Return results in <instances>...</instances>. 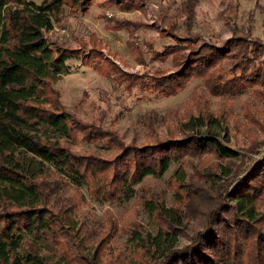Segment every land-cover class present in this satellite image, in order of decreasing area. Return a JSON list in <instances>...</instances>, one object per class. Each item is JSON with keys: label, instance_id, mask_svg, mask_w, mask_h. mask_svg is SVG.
Masks as SVG:
<instances>
[{"label": "rangeland", "instance_id": "1", "mask_svg": "<svg viewBox=\"0 0 264 264\" xmlns=\"http://www.w3.org/2000/svg\"><path fill=\"white\" fill-rule=\"evenodd\" d=\"M105 1L92 0L84 16H60L47 34L57 45L72 49L78 47V38L87 41L94 35L97 52L105 60L102 71L119 70L111 79L79 61H68L70 74L51 85L61 96L60 108L110 138L100 143L84 141L77 133L75 139L61 144L80 156L111 161L126 146L210 133L238 156L225 159L208 152L187 157L182 167L172 164L161 178L146 177L126 202L103 200L95 196L93 182L76 188L51 171L41 184L50 188L53 211L59 215L64 211L70 225H61L50 242L34 246L46 264H160L161 249H153L148 239L170 232L176 237L175 249L189 245L230 185L264 157V85L235 96L214 95L201 79H193L175 96L162 97L152 94L151 88L130 89L126 77L145 78L143 83L151 86L147 79L175 72L185 52L177 45L184 41L193 48L202 43L222 45L239 37L264 45V0H136V9L128 12L103 6ZM115 21L135 27L114 30ZM165 46L173 48L172 54L165 55L169 49L158 54ZM233 64L223 61L214 69L228 74ZM199 116L209 122L189 124L185 131L183 125ZM179 168L184 171L182 183L176 181ZM158 206L176 210L180 224L163 217ZM259 210L264 215V198ZM30 247L25 245L23 251L30 252Z\"/></svg>", "mask_w": 264, "mask_h": 264}, {"label": "trees", "instance_id": "2", "mask_svg": "<svg viewBox=\"0 0 264 264\" xmlns=\"http://www.w3.org/2000/svg\"><path fill=\"white\" fill-rule=\"evenodd\" d=\"M91 1L0 0V264H46L34 246L50 242L61 225H70L64 211L61 215L53 211L48 199L50 188L41 184L51 171L76 188L89 187L93 182L95 196L103 200L126 202L146 177L161 178L172 164L182 167L187 157L208 152L225 159L238 156L210 133L162 139L148 146H126L111 161L80 156L61 144L75 139L77 133L84 141L100 143L110 138L62 110L60 94L51 89L70 74V60L104 77L116 78L118 69L112 62L111 70L102 71L105 60L97 52L94 35L87 36V41L78 38L76 49L61 47L47 37L60 16H84ZM101 4L128 12L136 9L137 1L107 0ZM113 24L114 30L135 27L126 21ZM187 42L177 45L185 52L175 72L147 79L151 86L143 83L145 78L126 76L127 87L151 88L154 95L172 97L193 79H201L214 95L235 96L251 86L264 85V45L239 37H231L222 45L192 44L193 48ZM165 47L158 54L171 46ZM172 49L165 55L172 54ZM223 61L234 62L228 74H218L220 70L214 69ZM208 122L202 116L191 117L183 126L188 131L189 124L204 126ZM244 172L230 185L204 229L189 245L175 249L176 237L170 232L148 239L153 249H161L160 264H264V215L259 210L264 198V157ZM175 174L176 181L182 183L183 169ZM155 208L175 225L180 224L176 210ZM135 240L148 242L140 237ZM25 245L31 246L30 252L23 251Z\"/></svg>", "mask_w": 264, "mask_h": 264}]
</instances>
